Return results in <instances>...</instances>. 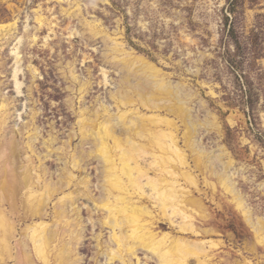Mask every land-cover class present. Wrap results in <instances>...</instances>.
Listing matches in <instances>:
<instances>
[{
	"label": "rangeland",
	"instance_id": "obj_1",
	"mask_svg": "<svg viewBox=\"0 0 264 264\" xmlns=\"http://www.w3.org/2000/svg\"><path fill=\"white\" fill-rule=\"evenodd\" d=\"M135 57L156 66L159 78L183 85L189 94L188 107L200 122L211 119L212 128L197 134L199 144L215 154L225 149L224 160L233 161L230 173L237 190L253 216L264 218V0H0V118L6 120L0 129V144L11 139L17 142L19 153L14 160L24 168L31 164L34 181L37 173L42 175L36 182L39 187L56 182L74 149L79 155L93 148L81 141L79 133L74 135L79 131L80 114L85 110L90 128V119L104 116L106 107L118 112L113 95L124 83L128 87L137 82L134 75L130 82L125 78V69ZM84 84L87 87L81 91ZM176 120L183 145L184 124ZM30 135L34 152L28 147ZM51 137H56L53 147L47 142ZM64 144L68 154L62 153L61 159L55 149ZM10 157L4 151L0 181ZM189 157L194 167L193 155ZM89 159L83 160L85 171L74 172L90 180L92 193L98 197L101 176L97 167L101 163ZM217 163V170H222ZM195 171L201 190L192 189L207 212L197 216L195 223L210 230L199 239L219 243L212 250L206 244L212 263L264 264V243L256 242L231 194L210 172ZM204 176L216 184L215 190ZM70 186L64 187L66 192L76 188L74 183ZM27 191L20 189L13 204L0 194V209L14 225L8 238L12 256L5 253L0 264H26V257L44 264L25 230L42 219L52 224L55 204L63 193L53 196L43 218H31ZM76 206L81 209L79 214L69 207V217L86 225L78 247L80 264H97L95 237L101 233L107 241L110 230L98 223L102 212L94 209L92 201L80 198ZM161 220L156 230L177 231L167 219ZM147 255L151 253L139 251L141 264H156ZM98 259V264H108L105 255Z\"/></svg>",
	"mask_w": 264,
	"mask_h": 264
},
{
	"label": "bare ground",
	"instance_id": "obj_2",
	"mask_svg": "<svg viewBox=\"0 0 264 264\" xmlns=\"http://www.w3.org/2000/svg\"><path fill=\"white\" fill-rule=\"evenodd\" d=\"M114 58L117 59L118 56ZM135 60H131L132 65L125 69V78L130 82L134 75L137 82H130L129 88L124 83L113 95L118 112H111L106 107L104 116L98 114L97 119H90V128L86 127L88 120L84 117L85 110L80 114L79 131H75L74 135L79 133L81 141L91 143L93 148L87 153L81 151L79 155L74 149L69 155L70 160L66 159L63 173L56 182L47 181L39 187L36 182L42 180V175L37 173V181H34L29 169L31 164L24 168V165L14 160L19 153L17 142L11 139L8 143L0 144V160L4 151H9L11 156L6 160L10 164L6 163L4 177L0 181L2 199L6 197L13 204L20 189L27 188V211L31 218H43V211L49 201L60 191L63 193L55 204L52 224L42 219L26 227L25 237L31 242L36 257L44 264L81 263L78 247L84 238L83 230L86 225L79 218L69 217V207L79 214L81 209L76 206L77 200L85 197L93 202L94 209L102 212L98 222L102 229L108 227L110 230L107 241L101 239V233L95 237L97 264L100 255L107 257L108 264H116L117 259L121 261L120 264H141L140 250L151 253V256H147L149 259L153 258L156 264H213L211 250L218 247L219 243L199 239L203 234H209L210 230L200 228L195 223L197 216L207 215L202 200L195 196L192 189L201 190L195 170L207 174L210 172L218 179L252 227L256 242L264 243V218L253 216L244 196L237 190L230 173L233 161L224 160L226 153L223 147L215 154L214 150L203 148L197 140L200 130L212 128L211 119L200 122L194 116L192 109L188 107L189 94L183 85H173L159 78V70L146 59L135 57ZM125 62L127 60L124 59L123 63ZM86 87L84 84L80 90L83 91ZM137 105L148 108L152 113L142 112ZM163 110H166V114H162ZM176 118L184 124L183 145L180 143V126ZM4 124L6 120L0 118V129ZM29 137L28 147L34 152L31 143L33 137ZM55 140L56 137H51L47 142L52 146ZM67 146L64 144L55 149L60 153L59 158L62 159V153L68 154ZM190 155H193L194 167L189 161ZM89 158L101 163L97 167L98 175L101 176L98 197L92 193L90 180L84 176L80 178L74 172V169L85 171L82 167L83 160ZM217 162L222 164V170H217ZM69 164L72 165L71 169L68 168ZM204 180L215 190L216 184L213 181L207 176H204ZM73 183L76 188L66 192L64 187ZM36 186L37 190L34 188ZM90 219L95 227L97 222L93 220V216ZM161 219H167L177 231L156 230L161 228L158 225ZM9 221L5 212L0 209V263L5 259V253L12 256L8 238L12 235L14 225ZM57 230L63 232V235L60 232L61 235L57 236ZM193 235L197 238H191ZM206 244H209L211 250ZM25 262L35 264L30 257H26Z\"/></svg>",
	"mask_w": 264,
	"mask_h": 264
}]
</instances>
